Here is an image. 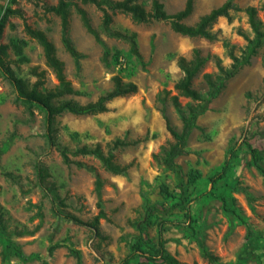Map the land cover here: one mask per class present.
Returning a JSON list of instances; mask_svg holds the SVG:
<instances>
[{
    "label": "rangeland",
    "instance_id": "obj_1",
    "mask_svg": "<svg viewBox=\"0 0 264 264\" xmlns=\"http://www.w3.org/2000/svg\"><path fill=\"white\" fill-rule=\"evenodd\" d=\"M152 1L136 2L149 11ZM158 1L167 14L181 11L187 2ZM225 1L194 0L193 11L184 23L193 26ZM8 2L0 0V15ZM57 2L16 0L11 5L21 17H9L5 24L0 40L6 47L5 60L28 87L39 79L45 90L57 87L42 47L25 31L29 27L43 32L53 44L56 57L64 64L65 78L75 91L53 105L65 100L80 105L96 102L113 89L115 77L135 84V93L110 101L105 113H64L54 124L56 141L70 151L99 146L127 169L124 175L116 176L95 157L80 156L70 159L87 168L65 165L58 151L47 143L44 112L33 107L29 114L16 100L11 84L0 75V216L5 227L0 231V264H121L130 257L131 264H146L143 256H133V244L142 239L144 250L157 256L159 233L165 250L186 264H213L203 257L204 251L218 257L215 264H264V183L251 165L248 149L250 145L264 156V41L249 64L225 83L198 118L187 141V153L175 160L186 186L189 218L186 210L171 208L159 190L164 184L178 194L175 175L162 165L173 139L161 102L166 97L165 115L180 131V118L169 100L177 94L174 85L183 76L178 59L191 60L194 50L209 57L193 79V88L206 92L204 75L215 78L220 68L229 70L231 55L241 59L248 40L254 37L246 12L250 6L264 28V0H235L228 17L219 18L209 30L215 36L213 41L173 33L166 22L136 24L128 15L114 14L111 30L134 34L140 58L131 53L127 42L103 32L102 13L95 6L77 2L109 51L107 65L103 47L86 32L74 7L69 11V35L82 55L78 65L66 52L60 39V19L46 11ZM33 70L43 77L33 76ZM178 100L182 106L191 103L183 97ZM226 161L230 163L226 177L213 186L210 179ZM261 165L264 168V162ZM37 166L46 173L42 183ZM191 172L200 174L192 184ZM97 179L101 181L99 189ZM222 198L242 221L225 210ZM151 207L156 209L149 212ZM53 208L87 223L102 208L105 218L99 220L97 234L56 216ZM14 248L22 257L16 256ZM154 261L161 264L158 258Z\"/></svg>",
    "mask_w": 264,
    "mask_h": 264
},
{
    "label": "trees",
    "instance_id": "obj_2",
    "mask_svg": "<svg viewBox=\"0 0 264 264\" xmlns=\"http://www.w3.org/2000/svg\"><path fill=\"white\" fill-rule=\"evenodd\" d=\"M138 0H58L57 4L46 8V11L53 13L60 19L61 24V41L64 49L70 55L71 58L78 65L79 60L82 58V55L74 48L73 43L69 35V11L71 7H74L77 14L80 17L81 23L86 30V32L91 35L95 42L103 47V62L107 65V58L109 56V51L107 50L104 42L101 40L99 32L94 29L91 25L90 19L84 9L80 8L77 5V2L81 4L93 5L101 13V29L103 32L110 38L116 40H122L129 44L130 51L137 58H140L138 52L136 37L134 34L126 35L118 31H112L110 26L112 24V16L116 13H121L128 15L130 19L136 24H147L152 21L157 22H166L169 23L173 33L188 37V38H204L209 41L215 40V36L212 35L209 30L216 23L219 18H227L229 11L233 9V4L235 0H226L220 7L211 10L208 14L202 16L199 21L193 26L186 25L184 20L187 19L193 11V2L194 0H187L185 2L184 8L175 13L167 14L164 10L163 5L158 0H153L151 3V8L149 11H146L138 2ZM16 0H9L7 6L4 8L2 14L0 15V40L3 35L5 24L9 17L17 16L21 17V13L18 9H12ZM264 11V6L262 7ZM249 25L254 33V37L248 40L244 55L241 59L231 55L232 64L229 70H223L220 68V75L212 78L211 75H204V81L208 87L207 91L202 93L198 92L193 88V79L197 76L200 70L208 61L209 57H203L199 50L193 51L192 59L187 61L185 58L180 57L178 59V67L181 70L183 76L179 81L174 85V89L177 92L176 95L169 97L172 108L179 116L181 121V130L176 131L171 125L168 118L165 115V98L161 99L163 104L162 115L166 122V127L170 133L173 142L169 145L168 149L164 152L162 158V165L171 171L177 179V189L178 194H174L169 191L166 185H161L159 190L162 195L166 198L167 201L171 203V208L178 207L180 209L186 210L185 216L189 218V208L188 201L185 197L186 186L182 182L181 173L178 165L175 163V160L179 156L185 155L186 145L188 138L191 132L196 128V122L200 116H202L207 110L210 103L216 98L219 92L224 88L225 83L232 79L238 74L244 65L249 64L250 59L256 55L257 50L262 45L264 41V28L261 23L256 19V10L251 7L246 10ZM27 35L36 40L43 49L46 65L52 69L54 75L58 81L56 88L52 90H45L42 88V81L37 80L31 87L19 77H16L10 66L5 60L6 47L0 43V75H2L5 80H7L13 87L16 100L22 103L29 114L32 113L31 109L36 107L44 112V123L46 129V140L50 147H54L58 151L59 155L62 158V162L65 165L75 164L80 168H87L83 163L72 161L70 159L73 157H95L99 161L101 166L108 172L113 175L120 176L124 175L127 167L117 165L113 160L112 154H104L99 146L94 148H88L86 146L77 148L73 151H70L67 147L62 146L55 139V120L56 117L64 113H70L76 116H92L98 115L107 112V104L119 97H124L136 92L137 87L133 83H124L118 77L114 78V87L107 94L99 97L96 102L88 103L86 105H80L73 100H65L59 102L57 105H53V101L59 100L64 96L75 94L74 89L72 88L70 82L65 78L64 75V64L61 62L55 54V48L53 44L48 40L46 35L38 30H33L29 27L25 29ZM33 76L42 78L43 73H37L35 70L31 73ZM166 93L165 96H167ZM179 97L186 98L190 100L191 103L182 106L179 102ZM118 144V143H117ZM116 144V146H118ZM248 149L251 154V165L256 168V170L261 174L262 180L264 183V168L261 165V162H264V156H262L256 149L248 145ZM231 154L234 157V151L231 150ZM229 161H226L221 168V171L214 175L210 180L213 186L220 180H223L229 170ZM37 175L40 183L44 182L46 178L45 171L37 166ZM200 178L198 172H191L189 174V183H194ZM96 187L99 189L101 187V181L97 179ZM51 192V189H47ZM225 210L234 214L239 220L242 221V218L232 206H228L226 200L222 198ZM60 205L63 203L60 202ZM156 207L149 208V212L155 210ZM53 213L65 219L68 222H71L78 226H86L98 234L99 231V220L104 219L105 215L102 208L99 209L98 214L92 219L91 222H83L76 216L64 213L62 210L54 209ZM5 229L2 217L0 216V231L3 232ZM159 233V232H158ZM142 239H139L138 242L133 244V256H143L146 264H155L154 261L158 258L161 261V264H186L180 262L175 257L170 255L164 247V242L162 240V235L159 233V247L157 251V256H154L151 253H147L142 244ZM11 248L10 246L7 247ZM14 252L17 257H22V253L14 248ZM203 257L208 260L210 263H217L218 257L209 253V251L203 252ZM132 258V257H130ZM125 259L121 264H131V259Z\"/></svg>",
    "mask_w": 264,
    "mask_h": 264
}]
</instances>
